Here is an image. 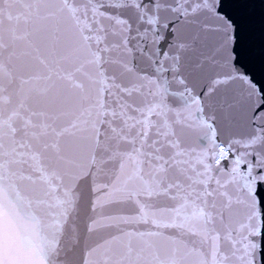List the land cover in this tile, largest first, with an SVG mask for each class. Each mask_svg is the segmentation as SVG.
Returning a JSON list of instances; mask_svg holds the SVG:
<instances>
[{"label":"snow or ice","instance_id":"obj_1","mask_svg":"<svg viewBox=\"0 0 264 264\" xmlns=\"http://www.w3.org/2000/svg\"><path fill=\"white\" fill-rule=\"evenodd\" d=\"M0 264H264V0H0Z\"/></svg>","mask_w":264,"mask_h":264}]
</instances>
